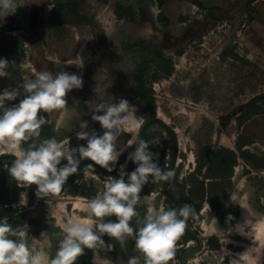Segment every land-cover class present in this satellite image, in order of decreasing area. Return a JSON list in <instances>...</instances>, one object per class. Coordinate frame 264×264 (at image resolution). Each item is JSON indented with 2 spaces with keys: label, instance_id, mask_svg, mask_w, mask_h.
I'll return each mask as SVG.
<instances>
[{
  "label": "rangeland",
  "instance_id": "obj_1",
  "mask_svg": "<svg viewBox=\"0 0 264 264\" xmlns=\"http://www.w3.org/2000/svg\"><path fill=\"white\" fill-rule=\"evenodd\" d=\"M83 1L74 0L72 5L64 6L69 9L64 21L71 19L72 7L76 10ZM250 1L245 21L236 15L193 14L184 34L181 24H175L178 40L169 50L170 57L164 56L159 47L165 40H127L123 33L114 39L98 40L96 48L91 49L97 60V86L78 107L81 122H89L87 131L100 127L91 120L95 104L112 96L126 97L137 106L141 117L139 127L125 130L119 138L123 154L132 152L136 144L127 142L138 140L143 123L152 117L151 109L132 93V87L138 86L143 76L146 90L153 92L155 117L176 132L178 161L170 190L178 197L192 199L196 206L202 204L201 210L195 209L197 216L188 220L204 242L190 264H228L230 259L233 264H264V143L243 139L236 150L237 126L264 110V0ZM249 19L258 21L252 29ZM47 121L41 126L39 137L21 142L23 148L53 137L66 142L67 147L86 143L75 137L79 125L77 130L65 131ZM146 140L152 142L151 150L159 153V165L170 170L175 151L173 136L153 124ZM5 148L0 143V154L11 153L2 151ZM221 148L238 153L239 164L233 172L214 163ZM225 158L227 155H223ZM4 163L10 165L12 160L4 159L0 165ZM88 163L81 162L60 193L43 199L75 189L87 171L100 173L106 182L121 171L119 168L115 175H108L98 165L87 168ZM122 165L123 171L129 173L136 166L131 160ZM151 180L149 176L140 193L142 200L150 195L165 209L177 208L163 193L166 181ZM25 188L30 197L36 196V185ZM16 192L15 180L0 167V218H7L13 228L27 224L31 215L25 207H6L15 200ZM191 246H197V242L185 229L176 241L175 264H180L181 254ZM225 251L229 255L222 262Z\"/></svg>",
  "mask_w": 264,
  "mask_h": 264
},
{
  "label": "clouds",
  "instance_id": "obj_2",
  "mask_svg": "<svg viewBox=\"0 0 264 264\" xmlns=\"http://www.w3.org/2000/svg\"><path fill=\"white\" fill-rule=\"evenodd\" d=\"M21 3L22 0H0V21L14 14ZM13 64L15 61L0 57V78L9 75L8 69ZM83 84L82 74L63 69L55 73L38 71L34 76L23 77L14 87L0 89V143L6 145L2 151L11 152L15 157L10 165L4 163L0 167L7 170L19 187L36 185L38 198L60 193L83 160L90 161L86 164L89 169L98 165L113 171L124 150L119 143L120 136L141 124L134 103L126 97L112 96L94 105L91 120L99 123V130L87 131L88 120L80 123L75 137L86 143L67 147L66 142L53 137L23 148L22 141L39 137L41 126L48 122L44 113L63 108L68 103L66 95L73 89H81ZM12 101L18 102L8 103ZM127 143L136 144L128 154V159L136 166L129 173L123 171L121 165L119 174L88 200L89 215L101 218L95 225L69 216L62 226L63 238L55 256L49 257L44 249L29 245L28 224L13 228L7 218H0V264H75L85 248L96 249L98 244H104L105 234L122 244H126L127 237H134L133 249L139 255H131L128 264H169L170 261L175 264L176 241L188 226L189 218L196 217L197 212L189 204L165 209L150 195L142 200L140 193L149 182V176L155 183L167 181L175 173L159 165V153L151 150V141L139 138ZM138 202L147 203L149 207L139 226L134 228L130 221L138 216ZM113 216L115 220L102 219ZM93 253L95 264L96 253ZM228 255L225 251L221 261ZM228 264H233V259Z\"/></svg>",
  "mask_w": 264,
  "mask_h": 264
},
{
  "label": "crops",
  "instance_id": "obj_3",
  "mask_svg": "<svg viewBox=\"0 0 264 264\" xmlns=\"http://www.w3.org/2000/svg\"><path fill=\"white\" fill-rule=\"evenodd\" d=\"M249 1L169 0L160 6L157 0H109L107 3L102 0H84L77 10L72 7L71 19L64 21L65 11H69L64 6L72 5L74 0H22L14 14L0 21V57L15 61L8 69L9 75L0 78V89L14 87L23 77L34 76L38 71L55 73L65 69L82 74L83 87L73 89L66 95L68 103L63 108L44 113L47 120L56 124L57 129L77 130L81 122L78 107L82 99L89 97L91 90L97 86V60L91 49L96 48L98 40L114 39L120 33L127 40L140 42L162 39L165 43L159 44V47L164 56L170 57L172 53L169 50L175 47L178 40L175 24H181V34H184L188 18L193 14L236 15L237 19L245 21ZM118 7L132 9L133 17H119ZM164 20H169L171 24L167 25ZM247 22L250 29L258 23L254 19ZM14 102L18 101L8 103ZM237 134L238 139L245 137L264 143V110L238 125ZM100 177V173L87 171L84 177L80 176L81 183L75 189L48 200L30 197L29 190L20 187L15 200L6 207L20 206L30 211L28 243L37 249H44L49 257H53L63 238L62 226L69 216L88 220L93 225L101 219L90 216L87 208L88 200L104 189L106 181ZM148 207L138 202V216L130 221L134 228L139 226ZM102 219L107 221L116 218ZM103 239L105 243L98 244L96 249L85 248L75 264H93V252L96 253L95 264H128L131 255H139L134 252L132 236L126 238V244L106 234Z\"/></svg>",
  "mask_w": 264,
  "mask_h": 264
},
{
  "label": "water",
  "instance_id": "obj_4",
  "mask_svg": "<svg viewBox=\"0 0 264 264\" xmlns=\"http://www.w3.org/2000/svg\"><path fill=\"white\" fill-rule=\"evenodd\" d=\"M153 124L160 125L164 129H166L168 132H170L171 135L173 136L174 146H175V154H174V158H173V162H172V166H171L170 170H174V172H175L177 161H178V137H177L176 132L174 131V129H172L162 119H160L158 117H151L146 122L143 123L142 128L140 130V137L139 138H143V139L146 140V134H147L148 128L151 125H153ZM129 153L122 154L119 157V160L116 163L115 169L113 171H109V170L101 168V167L100 168L102 170H104L105 172H107V173H110V174L114 173L115 171H117L120 168V166L124 163V161L128 160V154ZM14 158L15 157H14L13 153H1L0 154V163L4 159H10V160L13 161ZM62 163H66V161H62ZM172 178L173 177H171L169 180L166 181V184H165L164 189H163V193L166 196H168L171 200L176 202L179 205V207H180L184 203H182V201L172 192V190H170V185H171ZM145 204H147V203H145ZM186 230L194 237L195 241L198 244H197V246L188 247L181 254L180 264H190V262L199 255V253L201 252V250L203 248V245H204V242H203L202 238L192 229V227H191L189 222H188V226L186 227Z\"/></svg>",
  "mask_w": 264,
  "mask_h": 264
},
{
  "label": "trees",
  "instance_id": "obj_5",
  "mask_svg": "<svg viewBox=\"0 0 264 264\" xmlns=\"http://www.w3.org/2000/svg\"><path fill=\"white\" fill-rule=\"evenodd\" d=\"M104 3H107L109 0H102ZM169 0H157L158 4L160 6L164 5L165 3H167ZM252 5V2L249 1V7H251ZM79 7V6H78ZM78 7H76V10L78 9ZM117 13L119 15V17H133V10L132 9H125L123 7H118L117 8ZM161 19H164V18H161ZM165 23L167 25L171 24V22L169 20H164ZM249 21H252L251 19H249ZM137 87V88H136ZM133 86L132 87V93L139 96L141 98V100L145 103V105L151 109V112H152V117H155L156 115V111H155V108L153 107L154 106V99L152 97L153 95V92L152 90L151 91H147L146 90V84L143 80V76H140L139 78V84L138 86ZM16 103V102H15ZM263 111L257 113V114H254V115H258L260 113H262ZM253 115V116H254ZM251 118V117H250ZM248 118V119H250ZM246 119V120H248ZM245 120V121H246ZM242 124V123H241ZM240 124V125H241ZM243 139H248L249 138H245V137H240L239 138V142H238V148L240 146V141L243 140ZM218 155L216 156V164H218V166L224 168V169H230L231 172L234 171L235 167L238 165V162H239V155L237 152H234V151H231L229 149H226V148H221L218 153ZM223 155H227V158L223 159ZM129 160V159H128ZM119 170V169H118ZM118 170L115 171L114 173H107L105 172L104 170H102L104 173L108 174V175H115L116 173H118ZM16 189L17 191L19 192L21 190V188L19 186L16 185ZM205 190V189H204ZM181 201L182 203L184 204H190L191 206L194 207V209L196 210H201L202 209V204L200 205H195L194 204V201L190 198H181ZM188 232V231H187ZM189 233V232H188ZM190 235V234H189ZM191 236V235H190Z\"/></svg>",
  "mask_w": 264,
  "mask_h": 264
},
{
  "label": "flooded vegetation",
  "instance_id": "obj_6",
  "mask_svg": "<svg viewBox=\"0 0 264 264\" xmlns=\"http://www.w3.org/2000/svg\"><path fill=\"white\" fill-rule=\"evenodd\" d=\"M180 200H181V198H179ZM173 201V200H172ZM173 204L177 207V208H179V205L176 203V202H174L173 201ZM190 234V233H189ZM191 235V234H190ZM191 237L194 239V237L191 235ZM195 240V239H194ZM198 244V243H197Z\"/></svg>",
  "mask_w": 264,
  "mask_h": 264
}]
</instances>
